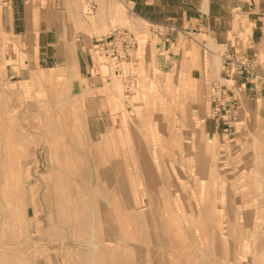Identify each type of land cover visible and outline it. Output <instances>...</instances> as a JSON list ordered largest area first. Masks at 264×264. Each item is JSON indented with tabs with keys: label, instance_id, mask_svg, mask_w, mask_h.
<instances>
[{
	"label": "rangeland",
	"instance_id": "1",
	"mask_svg": "<svg viewBox=\"0 0 264 264\" xmlns=\"http://www.w3.org/2000/svg\"><path fill=\"white\" fill-rule=\"evenodd\" d=\"M118 6L126 8L116 3L112 9L114 15L109 16V26L95 30L93 35H110L115 29L131 31L140 43L137 52L140 55L148 26L141 20L143 29L135 30L132 22L140 19L126 8L124 16L129 17L126 23L117 14ZM2 11L0 0V125L3 119L11 117L13 125L22 130L25 156L17 176L22 183V198L35 202L38 211L35 214L36 208L28 207V217L23 221L16 201L11 202L13 217L6 222L0 220L3 241L0 264H19L18 255L22 264H264V150H258L261 146L256 145L254 158L249 160L248 155L252 156L249 152L248 161L236 160L232 168H208L204 176L214 183H195L194 168L187 167L188 162L194 163L191 161L194 151H185L184 146L180 150L178 124L172 120L174 116L167 111L162 97L154 94L151 80H126L114 72L109 61H99L93 51L90 52L95 64L92 74L98 77L91 84L99 83L98 88L92 85L91 90L72 94L69 71L38 67L22 75V56L5 34ZM82 13L91 27H95L97 16L85 3ZM88 82L86 78L80 79L84 85ZM88 121L90 130L95 131L93 136L87 133ZM76 126L82 130L74 134ZM105 126L110 127L112 135L104 153L96 132ZM70 133L79 143L76 146L80 152L79 165L86 169L87 185L108 198L119 169L123 195L128 197L133 209L136 225L120 229L113 224L112 229L104 232L105 236L93 240V254L103 251L104 262L89 259L88 240L86 243L65 240L67 226L61 224L54 206L46 207L41 200L46 185L58 172L49 167L46 159L61 157L62 145L68 148ZM54 140L60 143L58 147ZM143 155L151 167L148 176L138 165ZM220 175L227 176V181L224 177V181L218 182ZM212 192L234 197V200H218V206L215 204L228 210L229 225L226 216L213 215L221 211L215 207L210 210L208 197ZM7 193L12 194V199L18 195L14 173ZM187 193H194L196 199H184ZM47 196L53 202L52 190ZM94 197L92 205L100 201L98 196ZM185 202L191 208L187 215ZM100 204L108 212L107 220H113L110 199ZM146 207V211L136 215ZM120 212L124 213V209ZM0 213L8 216L1 207ZM115 236L118 243L114 242ZM122 252L125 254L121 255ZM110 253L117 255L115 261Z\"/></svg>",
	"mask_w": 264,
	"mask_h": 264
},
{
	"label": "crops",
	"instance_id": "2",
	"mask_svg": "<svg viewBox=\"0 0 264 264\" xmlns=\"http://www.w3.org/2000/svg\"><path fill=\"white\" fill-rule=\"evenodd\" d=\"M83 3L97 16L93 28L84 19ZM116 3L143 20L148 32L140 55L136 39L130 59L110 63L126 80L152 81L154 94L162 97L178 124L180 150L194 151V163L187 167L194 168L195 183H214L204 176L208 168L229 169L236 160H247L249 152V160L254 158L256 145L264 150V86L259 81L249 83L236 75L232 84L238 109L231 121H216L211 115V88L223 74V51L249 58L264 75V0H2L5 34L20 50L22 75L38 67L69 71L72 94L91 90V80L98 76L92 74L90 52L109 35L93 33L109 26ZM80 74L87 85L80 83ZM224 177L227 181L220 175L218 182ZM187 194L184 199H196L194 193ZM225 194L210 193V210L218 200H234ZM184 206L187 215L191 208L186 202ZM215 208L221 212L213 215L226 216L229 225L228 210Z\"/></svg>",
	"mask_w": 264,
	"mask_h": 264
},
{
	"label": "bare ground",
	"instance_id": "3",
	"mask_svg": "<svg viewBox=\"0 0 264 264\" xmlns=\"http://www.w3.org/2000/svg\"><path fill=\"white\" fill-rule=\"evenodd\" d=\"M116 11L117 14L121 16V19H123L126 23H129V17L124 16L125 11H127L124 6H121V8H119L118 6L116 8ZM132 26L135 30L143 29L141 19L132 22ZM71 99L73 98L71 97ZM86 127L88 130V135L93 136L95 134V131L90 130V121L87 122ZM105 127L107 128V130H105L106 128H100L96 132V134L101 137L100 143L103 146L102 150L104 151V153L107 152V147L109 146L108 142L110 140L109 136L112 135L110 127ZM81 130L80 127L76 126L73 128V133L77 134L81 132ZM69 136V143H67L68 145L66 144L68 148L62 145L63 151L61 153V157L59 159H46L49 167L53 166L58 170V172L54 174V177L51 179V183L46 185V190L41 200L46 207H51L50 205L54 206L57 214L60 216L61 224L67 226L68 235L64 238L65 240L73 239L74 241L85 243L88 240V242L91 243L87 245L89 246V259L95 258L97 259V261L99 260L100 262H104L103 260L105 258V254L103 251H99L96 254H93V240H97V237L105 236L104 232L108 229H112L113 224H116V226H118L120 229H124V226L133 227L134 225H136L133 222V209L128 202V197L123 195V176L121 171L118 169L113 179V186L110 192L111 195H109L108 197L111 201L113 220L111 219V222L107 220L108 216L106 217V214L108 212L104 204H100L102 201L108 199L107 195L103 196L101 194L102 192H94L90 188V186L87 185L88 181L86 180V178L88 174L86 176L85 167L83 165H79L80 152L76 148L77 144L79 143H77L76 137H72L73 134L70 133ZM24 143L25 139L22 138V130H20L19 126L13 125V120L11 119V117L3 119L0 125V207L2 211H6L8 213V216L0 213V220H3L4 222L9 221L10 218L13 217V212L10 211V204L14 200L16 201V204L18 206V213H20L21 219H23V221H25V218L28 217V207H32V209L36 208L35 214H37L38 211L37 204H34L35 202H26L22 198V185L20 186V184L22 183L17 176L18 174L20 175V173L18 172V167H23L24 165V163L22 162V158L25 156L23 155L24 153H22V145ZM54 144L57 147L58 144L60 145V143L56 140H54ZM138 165L140 166V168H142V171L145 173V175L147 174L148 176V172L151 171V167L150 163L146 160L144 155L139 158ZM13 173L14 178L18 183V195L17 197H15V199H12L13 196L11 193L6 194V189H8L11 179H13ZM76 178H78V181L76 180ZM50 190H52L53 192V202H49L50 200L48 201L47 194ZM40 196L41 195H39V197ZM94 196H98V200L100 201H96L92 205V198ZM120 209H124V213H121ZM146 209L147 207L138 211L136 215L141 214L142 211H146ZM144 222L148 224L146 220H144L143 223ZM117 241V236H115L114 242L118 243ZM60 243L62 245L63 241L61 240ZM2 244L3 241L0 240V246ZM6 245L9 244L6 243ZM124 254V252L121 253V255ZM109 256L115 261L117 255L115 253H110ZM18 257V263L22 264L20 255H18Z\"/></svg>",
	"mask_w": 264,
	"mask_h": 264
},
{
	"label": "built area",
	"instance_id": "4",
	"mask_svg": "<svg viewBox=\"0 0 264 264\" xmlns=\"http://www.w3.org/2000/svg\"><path fill=\"white\" fill-rule=\"evenodd\" d=\"M136 45L134 33L126 29H115L102 45L96 48V55L100 61L121 63L131 58ZM219 58L223 74L211 88V115L216 121L229 123L231 115L238 109L233 78L241 75L246 82L259 81L264 86V75L257 71L256 65L249 58L238 53L223 51Z\"/></svg>",
	"mask_w": 264,
	"mask_h": 264
}]
</instances>
